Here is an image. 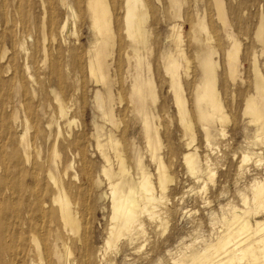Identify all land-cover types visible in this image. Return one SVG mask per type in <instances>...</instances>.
Listing matches in <instances>:
<instances>
[{
	"label": "bare ground",
	"instance_id": "bare-ground-1",
	"mask_svg": "<svg viewBox=\"0 0 264 264\" xmlns=\"http://www.w3.org/2000/svg\"><path fill=\"white\" fill-rule=\"evenodd\" d=\"M22 1L29 8L32 5L31 0ZM40 1L43 17H46L48 11L45 0ZM60 1L75 21L76 13L73 7L64 0ZM76 1L79 6L81 2L84 4L94 35L93 49L88 50L84 65L91 81L100 85L94 90L92 100L103 113L101 116H104V121H107L106 123L111 121L115 100L114 86L115 84L123 86V82L126 81L125 78L116 80L109 73L111 63L107 61V57L112 55L113 49L116 48L121 55L120 60L127 64L125 74L131 71L127 96L131 100L128 102L140 117L144 140L149 149L151 148V150L147 149L151 151V157L154 159L156 157L155 152L153 153L154 146L159 138L154 122L156 115L150 109L148 101H152L155 97V84L151 79V64L148 60H144L146 49L149 47L146 44L144 28V21L149 12L148 1ZM181 3L182 0H168L171 11H174L176 17L179 16ZM215 6L219 17L225 20L223 0H215ZM50 11L49 23L58 22L57 13L54 10ZM67 18L63 17L57 24L58 33L64 43V36L69 30ZM73 24L75 25V22ZM194 25L198 34L205 35V38L200 39L194 33L191 37L194 41L201 42L200 50L196 51L194 56L186 55L181 44L183 39L175 33L174 24L171 26L174 47L162 53L161 60L173 90L175 105L184 130L193 132L192 118L187 108L185 94L187 90L191 93L195 110L208 139L209 123L214 122L215 119L224 122L227 116L222 112L215 87L216 61L213 60L215 48L210 45L212 36L203 19L199 18ZM256 36L264 44L263 23L259 24ZM231 43L234 50L226 56L229 71L234 74L237 42L231 40ZM74 55L79 56L77 53ZM28 56L23 42L13 40L7 31L0 29V264H35L30 256L33 253L42 254L41 251H44L47 257L41 264H81L83 258H86L87 254L84 251L88 249V237L91 235L90 207L85 203L89 200L82 204L78 199L85 198L91 187L101 190L98 198L104 196L109 198L110 223L104 240L106 247L97 248L95 251V256L102 260L107 253L106 248H113L120 237L127 238L131 243L145 236L141 214L146 215L148 219H158L162 224L166 191L169 182L173 179L163 162L155 158L153 162H156V172L151 181L144 171V156L140 149L130 143L129 151H126L122 141L125 137L124 132L121 137L111 128L104 129L103 126L93 122L94 132L89 136L85 126L76 124L74 115L76 110L72 107L71 101L66 102L60 91L50 84L48 87L53 92L52 100L55 102V107L54 110H49L51 102L44 104L45 101H42L38 95L35 87L38 82L30 72ZM192 59L198 62L200 76L196 81H183L182 71L186 75ZM79 65V68L83 69V64ZM51 68L52 73L59 78L62 74L60 60L56 59ZM145 68L148 69L146 81L143 74ZM253 71L254 89L264 93V84L255 58ZM25 83L31 86L29 95ZM244 104L243 113L251 117V123H258L264 119V109L256 95H248ZM19 125L23 126L24 130L18 134L16 140H13L12 130ZM53 126H55L54 132ZM30 128H33L32 135L29 134ZM219 134L224 135L223 128H219ZM86 136L95 141V150L103 160L100 172L106 180V190H102L103 182L99 174L96 177H89L90 166L85 159L80 161L84 182L80 180L79 173L74 168L73 159L76 153L74 149L72 150V144L78 139L83 140ZM41 141L46 142L48 154L41 153ZM186 146L189 147L190 142H186ZM63 149L66 153L73 154V159L69 160L65 153L61 155ZM182 158L191 174L198 171L195 152L186 151ZM248 160L249 155L244 153L240 164ZM136 193L138 197L135 196ZM252 195L256 208H264V177L254 182ZM233 219L236 220L238 234L250 230L241 216L235 214ZM260 231L263 233L253 240L251 236L237 240L233 233L228 232L215 244L209 245L214 250L201 259L199 264L211 262V264H225L221 259L215 260L219 253L227 254L228 263L243 261V264H264V220L256 221L254 233ZM232 242L234 243L230 246Z\"/></svg>",
	"mask_w": 264,
	"mask_h": 264
},
{
	"label": "rangeland",
	"instance_id": "rangeland-1",
	"mask_svg": "<svg viewBox=\"0 0 264 264\" xmlns=\"http://www.w3.org/2000/svg\"><path fill=\"white\" fill-rule=\"evenodd\" d=\"M147 1L149 12L144 21V28L146 44L149 47L146 49L144 60L151 64V79L155 84V97L152 101L149 100L148 104L156 115L154 122L159 138L156 140L153 153L155 152L156 159L163 162L173 179L166 191L162 219L164 221L161 224L158 219H148L146 215L141 214L145 236L131 243L127 238L120 237L113 248H106L105 257L99 260L95 256V251L97 248L106 247L104 240L110 223L108 213L110 207L109 198L106 196L98 198L101 190L91 187L89 194L85 196L86 199H78L82 204L89 200L85 203L90 207L91 235L88 237V249L84 251L87 254L86 258H83L81 264H199L201 259L214 250L209 245L215 244L228 232L233 233L237 240H244L249 236L253 240L263 233V231L254 233L256 221L264 220V208H256L253 203L252 185L264 177V119L258 121L259 124L251 123V117L243 113V108L247 96L251 94L257 96L259 104L264 109L262 98L264 93L259 91L263 94L261 96L258 90L254 89L253 71L255 58L264 84V44L256 36L259 24L264 25V0H223L225 20L219 17L215 0H182L177 17L174 11H171L168 0ZM64 2L73 7L76 13L75 21L60 0H45L48 11L46 17H43L40 0H31L30 8L22 0H0V29L7 31L13 40L24 43L29 55L30 72L38 82L35 87L39 97L45 101L44 104L51 102L49 110H54L55 107L52 100L53 92L48 87L50 84L60 91L66 102L71 101L72 107L76 110L74 114L76 124L85 126L89 136L94 132L93 122L104 129L111 128L121 137L124 132L125 137L122 141L126 151H129L130 143L140 149L144 156V171L153 181L156 172V162H153L155 158L151 157L149 151L151 148L149 149L144 140L140 117L128 102L131 100L127 97L131 71L125 74L127 64L120 60L121 55L114 48L112 55L107 57V61L111 63L110 76L116 80L125 78L126 81L123 80V86L118 84L114 86L115 100L111 121L106 123L104 116H101L103 113L92 100L94 90L100 85L91 81L84 68L87 52L93 49L94 44L87 12L82 2L80 6L76 0ZM50 10L57 13L58 22L49 23ZM63 17H68L69 24V30L64 36L65 43L58 33L57 26ZM197 18L204 20L212 36L210 45L215 48L213 54V60L216 61L215 87L222 112L227 116L225 123L218 122L217 119L209 123L208 139L195 110L191 93L187 90L185 94L193 132L188 130L189 134L184 130L175 105L173 90L161 60V54L174 47L171 36V26L174 24L175 33L183 39L181 44L185 54L194 56L196 51L200 50L201 42L191 39L194 33L200 39L205 38L204 33L198 34L194 25ZM229 37L237 42L234 74L229 71L226 56L234 50ZM56 59L60 60L62 70L59 78L51 70ZM79 64H83V69L79 68ZM147 72L148 69L145 68L144 81L147 80ZM199 76L198 62L192 59L186 75L182 71L181 80L196 81ZM25 85L29 95L31 86L29 83ZM219 128L224 129V135L219 134ZM23 130L24 127L20 125L14 128L13 140H16ZM52 130L54 132L55 126ZM32 131L33 128H30L29 134L32 135ZM48 131L51 132L49 129ZM186 142H190L189 147L186 146ZM45 143L41 141V153L48 154ZM94 144L95 141L86 136L72 144V150L74 149L76 153L74 159L73 154L66 153L64 149L61 155L65 153L69 160H74V168L82 182L85 181V177L80 170V161L85 159L90 166L89 177H96L99 174L103 182L102 190H106L107 183L100 172L103 160L96 152ZM186 151L195 152L199 169L194 174H191L183 161L182 157ZM244 153L249 155V160L241 165L240 160ZM135 196L138 197V193ZM235 214L246 222L250 228L248 232L238 234L237 223L233 219ZM40 253L42 254L33 253L30 256L35 264L46 261V253L44 251ZM217 259L225 261V264H243V261L228 263L225 253H219L215 260Z\"/></svg>",
	"mask_w": 264,
	"mask_h": 264
}]
</instances>
